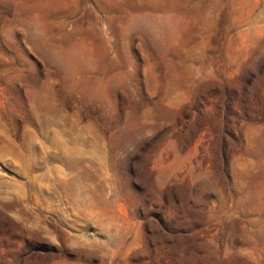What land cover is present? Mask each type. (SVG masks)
Instances as JSON below:
<instances>
[{"label": "rangeland", "instance_id": "rangeland-1", "mask_svg": "<svg viewBox=\"0 0 264 264\" xmlns=\"http://www.w3.org/2000/svg\"><path fill=\"white\" fill-rule=\"evenodd\" d=\"M0 264H264V0H0Z\"/></svg>", "mask_w": 264, "mask_h": 264}]
</instances>
